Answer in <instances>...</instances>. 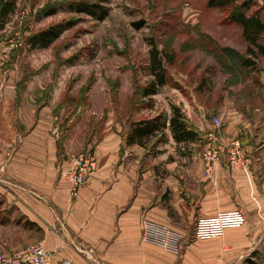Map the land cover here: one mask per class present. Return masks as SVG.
<instances>
[{
	"label": "rangeland",
	"instance_id": "rangeland-1",
	"mask_svg": "<svg viewBox=\"0 0 264 264\" xmlns=\"http://www.w3.org/2000/svg\"><path fill=\"white\" fill-rule=\"evenodd\" d=\"M220 1L227 4L219 7L216 0H5L13 11L4 23L0 21L1 92L21 80V99L28 117L37 106L46 145L54 147L52 137H60L59 168L64 162L71 166L82 153L96 156L98 144L120 125L125 131L131 123L158 116L166 128L156 134L157 143L165 144L172 136L167 124L173 109L187 121L188 129L205 128L196 139L205 136L216 116L222 119L221 129L229 127L236 139L246 138L245 127L252 129L253 138L264 127L256 120L264 117V58L259 57L253 68L242 66L244 59L252 57L246 55L242 28L231 22L230 15H255L264 23V0ZM5 2L0 1V9ZM83 6L98 7L104 16L81 12ZM52 27L60 28L59 37L46 48L32 49V36ZM258 43L264 45V32ZM152 47L163 59L166 83L155 95L144 97L143 90L153 81ZM6 102L10 104L8 97ZM2 205L17 204L0 195L1 210ZM33 237L15 225L0 224V241L5 246L23 245ZM36 243L43 245L49 260L55 255L43 241L20 248ZM258 244L262 247L264 240ZM11 248H0V254L20 249ZM252 264H264V254L256 253Z\"/></svg>",
	"mask_w": 264,
	"mask_h": 264
},
{
	"label": "crops",
	"instance_id": "crops-1",
	"mask_svg": "<svg viewBox=\"0 0 264 264\" xmlns=\"http://www.w3.org/2000/svg\"><path fill=\"white\" fill-rule=\"evenodd\" d=\"M11 86L1 92L0 84V195L17 205H2L0 224L34 235L22 242L27 245L43 241L55 254L51 263L252 264L256 253L264 254L258 244L264 240L263 126L253 138L251 128L243 129L246 138L237 139L246 164L230 169L224 155L210 168L203 159L206 148L236 139L229 127L215 143L205 136L178 142L170 135L162 145L157 135L139 146L126 144L129 127L120 125L95 148L99 169L70 201L68 185L59 179L60 169L70 167L64 162L59 168L60 137H52L54 147L46 145L37 106L28 117L21 80ZM256 120L264 123V117ZM234 211L244 218L240 227L221 237L194 238L197 220ZM145 221L178 237L176 249L145 242ZM26 244L11 248L0 241V248Z\"/></svg>",
	"mask_w": 264,
	"mask_h": 264
},
{
	"label": "built area",
	"instance_id": "built-area-1",
	"mask_svg": "<svg viewBox=\"0 0 264 264\" xmlns=\"http://www.w3.org/2000/svg\"><path fill=\"white\" fill-rule=\"evenodd\" d=\"M211 128L206 131L205 137L212 143L216 142L218 132L222 128V120L214 117L211 121ZM222 155L227 159V166L230 169H240L246 164L243 147L239 139H233L227 144L215 143V147L206 148L203 152V159L209 168L217 164ZM98 161L93 152L79 154L71 166L60 173V179L68 185L70 201L75 200L80 189L85 185L91 176L98 171ZM244 222L243 216L237 212L218 213L210 219L197 220L194 228V238L210 239L221 237L230 228H238ZM142 239L160 245L166 250H175L178 237L171 234L163 226H157L146 222ZM48 254L40 243L12 251L11 253L0 254V264H49ZM63 264H72L63 261Z\"/></svg>",
	"mask_w": 264,
	"mask_h": 264
},
{
	"label": "trees",
	"instance_id": "trees-1",
	"mask_svg": "<svg viewBox=\"0 0 264 264\" xmlns=\"http://www.w3.org/2000/svg\"><path fill=\"white\" fill-rule=\"evenodd\" d=\"M0 1L5 2V0ZM226 4V1L220 0H216L215 3V5L219 7H223ZM12 11L13 9L10 7V4L5 2L4 6L0 9V21L4 23V19L7 14ZM81 12L100 19L104 16V11L100 12V9L95 6H83L81 8ZM230 20L242 28L243 36L248 43L246 55L248 57H252L251 60L244 59L242 61V66L244 68H253L259 57L264 58V45L258 43L259 38H261V35L264 32V23L258 16L250 15L246 17L242 13H232L230 15ZM60 32V28L52 27L32 36L29 40L31 48L35 49L48 47L59 37ZM149 55V69L151 76L153 77V81L149 83V87L147 89L143 90L142 95L144 97H151L155 95L158 88L166 83L165 69L160 52L156 47H152ZM164 128H166V124L162 122L160 116L141 120L137 123H131L126 135V144L144 146L151 138H154L158 132H162ZM168 128L171 131L172 138L178 142H189L198 138V135L194 131L187 128V121L184 120L182 115L176 109H173V115L168 120Z\"/></svg>",
	"mask_w": 264,
	"mask_h": 264
}]
</instances>
